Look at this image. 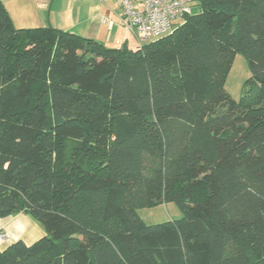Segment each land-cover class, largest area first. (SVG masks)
Returning a JSON list of instances; mask_svg holds the SVG:
<instances>
[{"label": "trees", "instance_id": "obj_1", "mask_svg": "<svg viewBox=\"0 0 264 264\" xmlns=\"http://www.w3.org/2000/svg\"><path fill=\"white\" fill-rule=\"evenodd\" d=\"M197 3L172 33L111 49L16 29L0 0V217L46 233L0 264H264V0ZM167 203L180 220L138 214Z\"/></svg>", "mask_w": 264, "mask_h": 264}, {"label": "crops", "instance_id": "obj_2", "mask_svg": "<svg viewBox=\"0 0 264 264\" xmlns=\"http://www.w3.org/2000/svg\"><path fill=\"white\" fill-rule=\"evenodd\" d=\"M13 25L19 30L53 27L106 48L127 46L135 49L137 37L124 25L118 0H1ZM0 232L9 239L0 247L5 250L17 241L31 246L46 233L25 214L0 217Z\"/></svg>", "mask_w": 264, "mask_h": 264}, {"label": "built area", "instance_id": "obj_3", "mask_svg": "<svg viewBox=\"0 0 264 264\" xmlns=\"http://www.w3.org/2000/svg\"><path fill=\"white\" fill-rule=\"evenodd\" d=\"M124 25L137 37L138 46L174 31L193 12L197 0H118ZM9 239L0 232V247Z\"/></svg>", "mask_w": 264, "mask_h": 264}, {"label": "rangeland", "instance_id": "obj_4", "mask_svg": "<svg viewBox=\"0 0 264 264\" xmlns=\"http://www.w3.org/2000/svg\"><path fill=\"white\" fill-rule=\"evenodd\" d=\"M200 12L201 8L197 3L193 8L192 14L197 15ZM249 77L250 70L248 61L244 55L238 54L232 63L225 84L226 92L233 100L237 102L240 101L244 94L246 81L249 79ZM138 214L147 225L177 221L182 218V213L175 203H167L154 208L139 209Z\"/></svg>", "mask_w": 264, "mask_h": 264}]
</instances>
